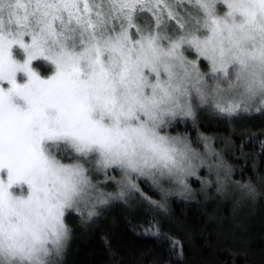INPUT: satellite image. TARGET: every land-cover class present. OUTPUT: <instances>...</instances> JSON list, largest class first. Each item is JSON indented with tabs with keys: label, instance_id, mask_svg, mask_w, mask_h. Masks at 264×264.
Wrapping results in <instances>:
<instances>
[{
	"label": "snow or ice",
	"instance_id": "snow-or-ice-1",
	"mask_svg": "<svg viewBox=\"0 0 264 264\" xmlns=\"http://www.w3.org/2000/svg\"><path fill=\"white\" fill-rule=\"evenodd\" d=\"M253 111L264 114V0H0V264H64L73 212L87 223L131 197L156 213L172 185L193 193L190 177L223 192L232 167L197 113ZM188 119L194 138L172 134ZM144 234L168 244L154 264L183 258L155 216Z\"/></svg>",
	"mask_w": 264,
	"mask_h": 264
},
{
	"label": "trees",
	"instance_id": "trees-1",
	"mask_svg": "<svg viewBox=\"0 0 264 264\" xmlns=\"http://www.w3.org/2000/svg\"><path fill=\"white\" fill-rule=\"evenodd\" d=\"M179 126L180 132L196 136L191 123ZM183 127V128H182ZM198 128L214 137L213 145L228 148L225 161L232 167V183L222 193L200 190L195 184L189 197L167 199L165 210L147 212L136 206L134 200L112 201L101 209V215L83 223L76 213L66 217L72 230L64 256V264H154L158 258L168 259V244L144 234L153 217L159 220L162 230L183 244L184 256H173L171 264H264V119L256 125L237 126L225 117L216 120L201 119ZM231 143H222L227 136ZM217 142L220 144L218 145ZM251 182L258 195L253 200L246 190H239L233 182ZM152 199H160L145 186ZM105 188V191H114ZM110 243V254L105 240ZM239 251L231 255L228 251Z\"/></svg>",
	"mask_w": 264,
	"mask_h": 264
},
{
	"label": "rangeland",
	"instance_id": "rangeland-1",
	"mask_svg": "<svg viewBox=\"0 0 264 264\" xmlns=\"http://www.w3.org/2000/svg\"><path fill=\"white\" fill-rule=\"evenodd\" d=\"M197 117H198V118H197V127H198V125L200 124L201 119H203V120H205V119H209V120H213V119H214V120H216V118H217L218 116H212V115H210V114H208V113L198 112V113H197ZM219 117H220V116H219ZM261 119H264V114H261V113H258V112L253 111L252 113H242V114H240L239 116L232 118L231 123L234 124V125H237V126L241 127V126L246 125L247 123H251L252 125H256L257 122L260 121ZM186 122H187V123H191V124L193 125L191 119H188L187 121L179 122L176 128L170 130V131L172 132V134H175L176 131H179V130H180L179 126H185L184 123H186ZM182 128H183V127H182ZM213 143H214V142H213ZM217 144L219 145L220 142H219V143L217 142ZM213 147L216 148L214 145H213ZM216 150H217L218 152H221V154L223 155V157L226 156V155L228 154V148H227V147H223L222 150H218V149L216 148ZM224 159H225V157H224ZM65 162H70V161L66 160ZM200 175L203 176V177H206L208 180H211V181H213V182L215 181V172H213L211 175H208V174H207V169H206V168H202V169L200 170ZM222 179H223V176H222ZM149 183H150V182H149ZM225 183H226V188H225V190H226V189H228L229 186L231 185L232 180H231V179H230V180H227ZM195 184L197 185V184H200V183H199V181L196 180L195 177H190V178H189V185H190L191 188H193V190L195 189V188H194V186H196ZM200 185H201V184H200ZM145 186L148 187V185H147L146 183H141V187H142V188H144ZM112 187L115 188L114 185H113ZM112 187L109 188V189H112ZM172 187L175 189V191H174L171 195H169V196L167 197V199L172 198L171 196H176V197H181V198H182V197H189V196H191V195L194 194V192H193V193L189 194L188 196H181V195L179 194V186H177V185H172ZM200 187H201V186H200ZM212 190H214V192H217V191H216L215 184H213V186L209 188V191H212ZM225 190H224V191H225ZM239 190H241V188H240ZM243 190H244V189H243ZM203 191H205V190H203ZM224 191H223V192H224ZM157 193H158V191H157ZM217 193H222V192H217ZM134 200H135L134 198H131V197H130V202H132V201H134ZM115 201H120V200H115ZM68 244H69V241H68ZM66 250H67V249H66Z\"/></svg>",
	"mask_w": 264,
	"mask_h": 264
}]
</instances>
